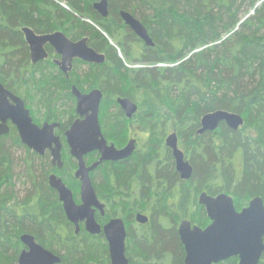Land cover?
I'll return each mask as SVG.
<instances>
[{
  "label": "trees",
  "instance_id": "trees-1",
  "mask_svg": "<svg viewBox=\"0 0 264 264\" xmlns=\"http://www.w3.org/2000/svg\"><path fill=\"white\" fill-rule=\"evenodd\" d=\"M59 1L68 9L56 0H0V52L7 56L0 74L4 82L2 77L0 80L6 86L11 83L10 91L35 105L43 119L61 117L73 100L68 96L69 85L46 67L27 65L19 29L70 30L73 35L78 31L83 34L89 27L99 36L92 41L107 53L108 60L105 66L78 74L77 84L101 87L105 92L101 124L107 126V134L123 131L120 124L128 123L119 113H106L110 102L116 107L110 99L127 97L140 109H150L155 124L173 121L194 169L190 182H194L196 196L202 191L211 196L224 193L232 197L236 210L255 197L264 203V3L255 17L241 20V9H251L260 0H112L109 19L101 20L92 9L97 0ZM119 10L139 20L153 47L144 48L126 31ZM77 24L84 27L76 29ZM217 110L240 115L242 128L232 132L220 125L213 134L197 136L201 117ZM14 140L9 136L0 139V264H16L23 249L19 237L24 233L52 250L45 212L52 209L54 216H60L51 193L42 186L41 159L35 169L41 189L36 197L39 202L18 204V195L28 199L39 190L24 183L23 179H29L21 156L16 155L22 147ZM113 140L117 144L124 137ZM127 164L125 168L114 166L120 170L119 180L125 181L134 170L133 161ZM192 222L200 225V219ZM65 246L69 253L62 264H107L105 247L99 243L90 242L84 251L75 241ZM140 248L137 252H144L146 259L168 250L176 258L179 253L170 234H157L152 246L143 244ZM227 264H236V259ZM259 264H264V252Z\"/></svg>",
  "mask_w": 264,
  "mask_h": 264
},
{
  "label": "flooded vegetation",
  "instance_id": "flooded-vegetation-1",
  "mask_svg": "<svg viewBox=\"0 0 264 264\" xmlns=\"http://www.w3.org/2000/svg\"><path fill=\"white\" fill-rule=\"evenodd\" d=\"M99 1L100 0H97L92 4L94 13L101 20L109 19L112 11V0H108L107 2V15L105 17H102L94 9V5ZM47 11H51L49 10V7L47 8ZM118 17L120 19V10L118 11ZM134 18L137 19L136 17ZM120 21L122 20L120 19ZM73 24L76 25L75 22ZM88 24H90V22H88ZM77 26L78 27H76V29L84 27L83 24H77ZM124 27L127 32L133 34L131 30H129L125 25ZM23 28L25 27L20 28L19 31L22 35L27 65L30 67H46L48 71H52L53 75H56L59 78L61 77V81H66L69 85L68 96L73 99L69 101L68 104L70 107L63 111L61 117L58 116L54 119H43V116H40L41 120H39L36 117V112L33 111L30 106H28L30 105V102L26 103L20 95L10 91L11 83L7 80L9 84L6 86L3 83V77L0 75V77L3 79V82L2 79L0 80V84L5 90L23 101L25 108L29 111L34 125L39 128H41L44 124L57 125L54 128L53 134L56 138H58L60 144L59 161L53 159L54 149L56 148L54 143L51 144L50 148L44 150L43 154H37L21 142L17 129L9 121L7 122L9 129L8 133L0 136V139L7 136L13 137L15 139V143L17 142L19 146L22 147L21 151H23V155L21 158L29 179V181L23 179L24 183L26 185L30 184V187L32 188L37 187L39 190L33 191V196H30L28 199L27 195L25 197L23 195H18L17 198L21 201L18 202V204H30L31 206L39 202L37 201L38 198L36 197L37 193L38 196L41 195V189L38 186V174L36 173L35 169L36 164L40 159L44 162L43 170L41 171L43 179L42 186L51 193L52 204H55L56 210L59 211L60 216H54L52 209H47L45 212L47 215L45 216L44 221L47 222V227L50 231L52 250H48L40 244L39 245L57 256L60 259L58 264H62L64 257L67 255V253H69V248L65 245L69 243L70 240L79 243L82 248H85L83 251L86 250V246H88L90 242L99 243L105 247L106 252L105 254L103 253V256L107 259V264H110L109 246L104 235V228L111 221L119 220L122 222L124 227V255L128 261V264H184L186 251L180 239L179 230L181 223H189L191 230L197 227L203 231L210 225L211 222L206 215L205 208L198 203L201 194H208L202 191L198 194V196H196L194 182H190L192 176L189 180H181L180 174L176 170L173 151L166 146L167 138L174 134L177 140V148L183 153L185 160L189 162L194 172L191 162L187 157V150L185 146L181 144L180 139L176 134L175 124H172L173 130L169 134L167 132L169 123L155 124L152 122L146 127L147 133L144 135V137L143 134H141L142 136H139V133H134L131 135L130 129L132 123L136 121L137 113L140 108L131 99L123 96H116L110 99L112 102H114L116 107H112V103L110 102L109 107L105 111L106 113L108 112V114H110L109 116H113L114 113H119L121 118H124V120L128 123H121V130L123 129V131L109 136L107 134L108 131H106L107 126H105V124H101L103 123V119L101 117L105 114V108L101 107L102 102H104L106 99L105 92L101 87L87 88L80 87L77 84L79 83L78 74L87 72L90 69L100 68L101 66H105L107 63V53L97 49V44H94V40H97L99 36L89 27L86 31H83V34H80L81 32L78 31L79 34L73 33V35L70 34V30L34 31L29 28L34 32V34L41 36L59 32L63 34L69 41L74 43L82 39H86V46L88 48L94 50L97 54L104 56V61L101 64L84 63L75 58L71 61V65H66L62 64V56L56 52L55 48L50 44H46L43 46L46 58L44 60L38 61L37 63H32L30 49L25 42V37L22 33ZM91 38L94 40L92 41ZM136 41L144 48H148L137 37ZM19 50L20 49L16 48L15 52H19ZM144 51L145 50H142L141 52ZM6 57V53L0 52V74L4 73ZM73 88H76L81 94L84 95L88 94L92 90H99L102 93V100L100 102L98 112V122L101 134L105 139L107 146L113 145L116 150H122L130 142L134 141L132 154L124 160L99 163L100 154L96 151L88 153L83 157V164L86 169L99 163L95 169L88 172V178L92 186L95 200L97 201L99 207L92 205L89 209H87V211L78 214V216L75 217V222L68 219L58 191L51 186V180L61 182L64 188L70 192L74 204L77 207L83 204L81 197L82 181L80 178L76 177L78 162L71 156L65 136L76 120L83 119L76 113V99L72 94ZM119 99H128L136 106L137 110L130 118L126 116L125 112L119 106ZM10 103L12 104V102ZM145 115L148 117L149 113H146ZM169 119L173 120L172 117ZM199 129L200 125L195 131V134L197 136H202L203 134H197ZM215 132H206L204 134H213ZM114 137H124V141H122V138V140L116 144L114 141L115 139L113 140ZM143 158H146L147 160L142 162ZM129 161L134 162V170L131 171V173L127 172L128 175L126 176L125 181L119 180L117 177L120 175V170L116 169L114 166L118 165L121 168H125V163H129ZM141 163H143L144 168ZM220 194L208 196L216 197ZM198 210L199 212H197ZM241 210L237 211L239 212ZM88 217L93 218L95 225L98 227L97 233H91L88 230ZM196 219H200V225L192 222L196 221ZM24 234L32 236L35 242L38 244L33 235L29 233ZM157 234H170L174 237V240L179 246L177 258L170 250L164 251L159 255L150 254L148 259L143 256L144 252H137V249H141L140 245L145 244L147 246H152ZM24 249L25 247L23 246L21 252ZM98 257L100 259V256ZM230 259H236V264H238L237 258H229L227 260L220 261L217 264H227Z\"/></svg>",
  "mask_w": 264,
  "mask_h": 264
},
{
  "label": "water",
  "instance_id": "water-1",
  "mask_svg": "<svg viewBox=\"0 0 264 264\" xmlns=\"http://www.w3.org/2000/svg\"><path fill=\"white\" fill-rule=\"evenodd\" d=\"M107 2L108 0H100L94 5V9L102 17L107 15ZM120 19L146 47L154 46L146 29L131 14L121 11ZM22 33L29 46L32 63L46 58L43 50L46 44H50L62 56V64L71 65V61L75 58L89 64H101L104 61L103 55L97 54L86 46V39L74 43L59 32L37 36L27 27L22 29ZM72 94L76 99V113L83 119L76 120L65 136L70 154L78 162L76 177L82 181L83 204L77 207L70 192L61 182L51 180V186L58 191L68 219L75 222V217L87 211L92 205L99 207L88 172L95 169L100 162H116L128 158L133 152L134 141L122 150H116L113 145L107 146L98 122L102 93L99 90H92L84 95L73 88ZM118 104L128 118L137 110L128 99H119ZM8 121L17 129L21 142L37 154H43L44 150L54 143L56 148L53 159L59 161L60 144L53 134L57 125L44 124L41 128L34 125L23 101L5 90L0 84V136L8 133ZM221 124L230 131L237 132L243 126V119L240 115L227 111L210 112L201 117L197 134L215 132ZM166 146L173 151L176 170L181 180H189L193 170L189 162L185 160L183 153L177 148L174 134L167 138ZM95 151L100 154L99 163L86 169L83 157ZM198 203L205 208L211 223L203 231L197 227L191 230L189 223H181L180 239L186 251L184 264H217L229 258H237L238 264H258L264 252L263 200L260 197L252 198L247 207L239 212L234 207L232 197L226 194L210 197L203 193ZM87 228L91 233L98 232V227L92 217H88ZM104 235L109 246L110 264H128L124 255L125 232L122 222L111 221L104 228ZM20 242L25 249L19 255L17 264H58L60 262L57 256L37 244L28 234L21 235Z\"/></svg>",
  "mask_w": 264,
  "mask_h": 264
},
{
  "label": "rangeland",
  "instance_id": "rangeland-1",
  "mask_svg": "<svg viewBox=\"0 0 264 264\" xmlns=\"http://www.w3.org/2000/svg\"><path fill=\"white\" fill-rule=\"evenodd\" d=\"M56 2H57L58 5H60V6H62V7H65V9H68L67 6H66L62 1L56 0ZM263 3H264V0H260V1H258V2L256 3V5H255L253 8H251V9H247L248 7H247V6H244V7L241 9V12H240V19H241V20H245V19H247V18H249V17H255L257 11L260 10V8H261V6H262ZM247 10H248V13L245 12V11H247ZM80 20L82 21V19H80ZM83 21L86 22V21H88V20H84V19H83ZM88 22H90V21H88ZM87 24H88V23H87ZM89 25H91V24H89ZM104 36H105V38L110 42V45H114V43L111 41V39H109V37H108L107 35H104ZM117 55H118V57H119L120 59L123 60V56H122V53H121V52H118V51H117ZM126 65L129 66L127 63H126ZM134 66H135V67H138V66H140V65H134ZM30 107H31V109H32L33 111L36 112V117H37V119L41 120V117H40V111L36 110L35 105H33L32 103H30ZM156 111L159 112V113H161V114H163V115H165V116H169L168 113H167L165 110H163V109H157ZM146 113H149V114H150V109L142 107V108L138 111V113H137V117H136V121H138V122L135 121V122L132 123L131 129H130V134H131V135L134 134V133H139V134H140L139 136H142L141 134H143V137H144V135H146V133H147V132H146V129H147L146 127H147L150 123L153 122V119H152L150 116L147 117V116L145 115ZM168 123H169V128L167 129V130H168L167 132H168V134H169V133H171L172 130H173V127H172L173 121H169ZM22 152H23V151H18V152H16V155H17V156H22V155H23Z\"/></svg>",
  "mask_w": 264,
  "mask_h": 264
},
{
  "label": "bare ground",
  "instance_id": "bare-ground-1",
  "mask_svg": "<svg viewBox=\"0 0 264 264\" xmlns=\"http://www.w3.org/2000/svg\"><path fill=\"white\" fill-rule=\"evenodd\" d=\"M57 33V32H56ZM54 34V33H53ZM47 35H51V34H47ZM37 36H41V35H37ZM42 36H44V35H42ZM125 246V245H124Z\"/></svg>",
  "mask_w": 264,
  "mask_h": 264
}]
</instances>
